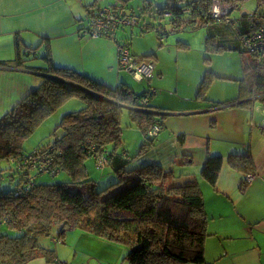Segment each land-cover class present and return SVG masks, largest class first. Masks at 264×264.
Returning a JSON list of instances; mask_svg holds the SVG:
<instances>
[{"label": "trees", "instance_id": "1", "mask_svg": "<svg viewBox=\"0 0 264 264\" xmlns=\"http://www.w3.org/2000/svg\"><path fill=\"white\" fill-rule=\"evenodd\" d=\"M128 1L114 0L106 6L116 13L134 17L132 8L129 13L119 11ZM220 1L228 6L229 11L246 0ZM211 3L212 0H165L157 12L160 17H168L169 27L160 22L153 25L143 19L139 22L140 32L153 30L162 43L170 31L193 29L220 20L228 13L212 16ZM148 4V1L143 2L142 11ZM256 5L264 6V0H256ZM101 7L94 4L86 8L83 17L86 24L78 32L88 27L90 18ZM252 13H247L251 23L247 30L239 33V38L250 35L258 25H262L264 30V21ZM114 32L115 29L107 36L114 35ZM42 40L44 50L40 58L46 62L44 66L27 64L36 57L38 46H27L30 51L18 54L15 62L45 74L40 75L39 82L30 92L0 116V160L13 165L14 172L18 174L12 186L0 188V225L5 224L8 230L15 232H0V264H24L38 256L57 263L55 249L39 240L42 235H49L54 225L57 226V238L61 240L66 230L78 228L94 236L123 243L127 246L124 259L128 264L203 262L208 217L196 178L178 181L172 170L164 169L156 162L127 168L129 156L125 149H118L123 107L127 108L130 119L144 134L138 152L152 145L156 135H150L148 131L154 123L162 127L164 118V114L146 110L152 109L153 86L137 92L124 80L108 85L73 67L58 65L52 59L49 39L45 37ZM213 41H216L214 36L205 37L206 50L226 49L223 44ZM177 42L185 44L181 40ZM243 52L251 54L252 58H242V75L236 79L238 99L244 98L241 105L245 106L256 99L264 104V62L261 60L264 47L259 50L242 47L241 55ZM210 74L213 73L209 69L204 71L198 97L204 96L212 80ZM145 96L147 101L139 106V100ZM70 97L80 98L83 106L61 115L46 145L37 146L34 151L25 150L24 140ZM261 129L264 133V124ZM182 136L180 134L179 138ZM36 151L45 153L53 166L67 172L69 179L40 182L37 176L41 171H36L30 182L25 176L26 170L18 164L27 153ZM96 155L105 159L103 167L108 163L115 173V179L113 175L103 187H98L100 181L90 176L85 163L90 156L96 162ZM227 160L232 168L246 175L253 173L254 163L249 154L230 152ZM221 165V154H207L200 175L214 185ZM4 171L5 168L0 169V173Z\"/></svg>", "mask_w": 264, "mask_h": 264}, {"label": "crops", "instance_id": "2", "mask_svg": "<svg viewBox=\"0 0 264 264\" xmlns=\"http://www.w3.org/2000/svg\"><path fill=\"white\" fill-rule=\"evenodd\" d=\"M94 4L97 7L101 5L99 0H0V116L30 92L39 82L40 75L45 74L15 62L18 54L30 51L28 47L38 46L36 53L38 49L43 51V38L49 39L54 63L73 67L108 85H115L121 80L129 83L122 74L126 70L119 66L116 71L114 69L118 59V44H128L137 60L151 59L154 63V70L144 88L151 84L156 86L150 104L153 110H160L164 118L149 148L135 156L126 151L129 156L126 167L135 168L156 162L164 169L172 170L178 181L196 178L202 190L208 217L204 261L183 264H264V133L261 129L264 124V104L253 101L251 105H241L245 99H238L236 80L241 75L235 77L236 85L221 80L216 87L210 84L209 97H198L200 82L187 74L190 69L186 70V78L181 81V86H176L181 91L177 99H173L169 96L171 90L159 87L160 79L167 76L165 72L169 61V58H163L162 50L171 52V44L160 46L163 43L153 31V36L148 38L140 36L137 44L124 36L118 40L116 31L112 36H93L84 30L78 32L86 24L83 19L86 8ZM241 6L242 3L233 7L220 20L202 25L207 36L212 35L226 48L239 52L243 46L238 35L247 30L251 23L247 13L254 12L260 21H264L263 5H256L252 11ZM119 11L126 12L124 9ZM176 47L180 48L178 45ZM98 57L102 68L107 67L109 70L97 69L95 60ZM34 59L27 64L44 66L46 63L43 58ZM261 60L264 62V52ZM109 73H112V77ZM203 74L200 75L201 79ZM177 78L182 80V76ZM176 90L171 93L178 92ZM218 102L219 105L210 106ZM61 112L65 111L51 114L54 115L55 124ZM180 134H183L182 139L179 138ZM230 152L246 153L252 157L254 170L249 181L244 180L246 173L228 164ZM210 153L222 155V165L214 185L200 175V168ZM105 168L112 170L108 163ZM8 185L0 182V188ZM85 239L87 242H79ZM92 240L96 239L80 232L77 242H56L57 263L38 256L24 264H118V252L110 243Z\"/></svg>", "mask_w": 264, "mask_h": 264}, {"label": "rangeland", "instance_id": "3", "mask_svg": "<svg viewBox=\"0 0 264 264\" xmlns=\"http://www.w3.org/2000/svg\"><path fill=\"white\" fill-rule=\"evenodd\" d=\"M99 1L102 6L103 5L106 6L105 4L109 3L108 2L109 0H99ZM144 1H148L149 4L146 7V9L142 11L141 6L143 5ZM164 3L165 0H129L123 9L126 10V13H129L127 11H130L132 8L134 18L137 19L138 24L132 26L124 25V24L119 25L115 29L116 31L115 37L118 40L119 38L121 39V37L123 36H124L123 38L128 37L129 40L131 39L132 42H136L137 44L138 40L141 38L140 36L142 37L146 36L147 38L148 36H153L152 33L153 30H147L143 33L140 32L139 22L142 21L143 19L144 20L147 19L153 25H157L160 22L166 25L168 28L169 27L168 17L166 15L160 17L157 12V9L162 7ZM255 6H256V0H246L242 3L241 8L252 11L255 8ZM205 37H207L205 32V27L198 26L196 28L188 29L185 31H170L168 35L165 38H163L162 41L163 44L160 46L166 47L168 46V44H171V52L166 51L167 49L162 50L163 58H169V61L167 62L168 64L166 66V72H165L167 73V76L160 79L161 85L159 87H161L162 89L163 88L169 89L171 90V92L174 89L176 90L177 89L176 86L177 85L181 86V81L184 80L183 78H186L185 75L187 69L191 70L190 72H187V74L189 76L195 77V79L199 83L201 80L200 75L203 74L207 68L213 73L210 74L212 77L210 84L213 83L215 86L216 84H218L217 82H221V80H225L227 82H232L233 84L236 85L237 82L235 80V77H239L240 75H242V58L247 60L252 58V55L249 53L246 54L245 52H243L241 55V53L237 49H228V48L222 50H212V49L206 50ZM177 39H181V41H184L185 44H178ZM213 43H218V41L217 40L213 41ZM176 45H178L180 48H177ZM42 53H43L42 49H38L37 55L34 60H38ZM206 55H210L207 56L209 58H205ZM175 59L176 61H174ZM100 60H101L100 57H98L95 60V63L99 64V65L95 64L97 69L100 71L109 70V68L107 67L102 68L100 64L101 63ZM138 60H140L141 62L145 61L143 58H138ZM117 67H118V59H117L116 67L114 68L115 71ZM225 72L230 74H223ZM122 74L125 76V79L129 81L133 89L137 92L140 91L142 88H144L145 85H147L148 81L146 77L142 81L137 82L128 72L122 71ZM108 75L111 76L112 73H109ZM177 76H182V80H178ZM210 84H208L204 93V95H207L208 97L211 93V87H212ZM176 91L178 92L174 91L173 94L170 92L169 96H172L173 99H177L179 95L178 93L181 91V88H178ZM212 91L214 93V90ZM194 94L195 93L193 92L192 95ZM254 102L259 104L260 101L256 99L254 100ZM83 104L84 102L80 98L70 97L61 105V107H58L57 108L58 110L55 111L56 113L53 114L54 115L58 114L60 110H63L65 112L70 110H75L83 106ZM155 111L161 112L160 110H155ZM171 112L177 113V111L174 112L171 111ZM212 114L213 113H211V115ZM54 115H49L50 117L45 121H43L40 125H38L33 130V132L24 140L23 147L25 150H33L37 146L46 145L51 140L52 131L55 126V122L53 120L54 117H52ZM60 115H63V112H61ZM211 115L209 116L212 117ZM211 123H213V120L211 121ZM120 126H121V144L119 145L118 149H121L122 147L125 148V150L131 156H135L143 152L144 150L140 152L138 151L140 150V145L144 139V134L141 131L140 127L130 119L126 107H123L120 113ZM85 163L88 167L89 174L92 178L99 181V178L103 176L98 184V187H103L107 183H109V180L113 175L115 179V173L112 170L106 169L105 168L106 166L105 167L98 166L92 156L86 158ZM1 168H5V171L3 173H0V182L2 184H7V185L9 184L8 187L12 186L13 183L16 182L18 176V174L14 172L15 171L14 166L11 164L9 165L4 161H0V169ZM10 175L13 176V179L10 178ZM67 179H69V175L64 170L58 171L54 175H51L47 172H42L37 176L38 181L45 183H54L57 181H63ZM5 231L9 232L10 234L15 233L13 231L8 230L5 224H1L0 232H5ZM80 232L90 234L83 230H79L78 228H70L66 230L64 234V238L61 240L57 238V226L54 225L51 229L50 234L42 235L39 238V240L42 244L48 245L53 249H56V245H57L56 242L59 241L65 243L77 242L78 234ZM90 235L96 239V240H92L91 242L110 243L113 249L116 252H118V256L116 257L118 264H128V261L124 259V253L127 250L126 245L118 241L103 239L94 236L92 234ZM79 242H87V240L85 239Z\"/></svg>", "mask_w": 264, "mask_h": 264}, {"label": "built area", "instance_id": "4", "mask_svg": "<svg viewBox=\"0 0 264 264\" xmlns=\"http://www.w3.org/2000/svg\"><path fill=\"white\" fill-rule=\"evenodd\" d=\"M228 9V6L220 0H212L210 13L214 17H220L226 14ZM136 23L137 21L132 15L116 13L111 7L103 6L98 9L97 14L90 18L88 27L84 29V31L93 36H107L121 24L132 26ZM239 40L242 46L247 50H259L263 48L264 30L262 25H258V28L254 29L248 36H240ZM118 66L129 72L136 80L150 77L154 70V63L152 60H145L143 62L138 61L130 52L129 47L125 44L118 45ZM151 91L155 92L154 87L151 88ZM147 99L146 96L143 97L139 100L138 105L142 106ZM160 128V124L154 123L148 133L150 135H156ZM96 163L98 166H104L105 159L96 155ZM18 165L26 170L25 176L28 177L30 182L33 179V173L36 171H41V173L47 172L51 175H54L59 171V168L51 164L50 159L46 157L45 153H38V151L27 153L22 157ZM251 177V173L246 175L248 181Z\"/></svg>", "mask_w": 264, "mask_h": 264}, {"label": "water", "instance_id": "5", "mask_svg": "<svg viewBox=\"0 0 264 264\" xmlns=\"http://www.w3.org/2000/svg\"><path fill=\"white\" fill-rule=\"evenodd\" d=\"M123 105V104H122ZM126 106V105H125ZM146 110H149L151 112H155V113H162V112H159V111H155V110H152V109H146Z\"/></svg>", "mask_w": 264, "mask_h": 264}]
</instances>
